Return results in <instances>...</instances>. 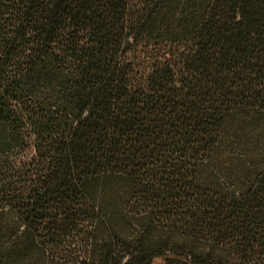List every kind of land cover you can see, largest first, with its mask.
I'll return each instance as SVG.
<instances>
[{"label": "trees", "instance_id": "1", "mask_svg": "<svg viewBox=\"0 0 264 264\" xmlns=\"http://www.w3.org/2000/svg\"><path fill=\"white\" fill-rule=\"evenodd\" d=\"M0 264H264V0H0Z\"/></svg>", "mask_w": 264, "mask_h": 264}, {"label": "rangeland", "instance_id": "2", "mask_svg": "<svg viewBox=\"0 0 264 264\" xmlns=\"http://www.w3.org/2000/svg\"><path fill=\"white\" fill-rule=\"evenodd\" d=\"M141 1L142 0H131V3H132L133 6H137V5L140 4Z\"/></svg>", "mask_w": 264, "mask_h": 264}]
</instances>
